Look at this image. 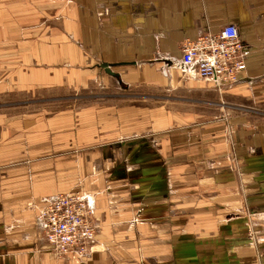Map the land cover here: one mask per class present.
Segmentation results:
<instances>
[{"label": "crops", "instance_id": "0c3cea01", "mask_svg": "<svg viewBox=\"0 0 264 264\" xmlns=\"http://www.w3.org/2000/svg\"><path fill=\"white\" fill-rule=\"evenodd\" d=\"M231 24L239 81L183 80L184 41ZM116 85L191 99L23 111ZM78 191L95 241L60 258L39 210ZM0 264H264V0H0Z\"/></svg>", "mask_w": 264, "mask_h": 264}, {"label": "built area", "instance_id": "2783aa9c", "mask_svg": "<svg viewBox=\"0 0 264 264\" xmlns=\"http://www.w3.org/2000/svg\"><path fill=\"white\" fill-rule=\"evenodd\" d=\"M240 30L227 25L218 33L184 41L181 71L193 79L215 83L223 89L237 83L247 65ZM82 192L60 194L44 204L39 217L53 252L60 258L82 260L89 254L96 236V225Z\"/></svg>", "mask_w": 264, "mask_h": 264}, {"label": "rangeland", "instance_id": "374dc122", "mask_svg": "<svg viewBox=\"0 0 264 264\" xmlns=\"http://www.w3.org/2000/svg\"><path fill=\"white\" fill-rule=\"evenodd\" d=\"M181 74V73H180ZM181 77H183V80H194L193 78H190L189 76L185 74H181ZM184 85V84H183ZM186 85V84H185ZM185 87V86H184ZM102 91V90H101ZM171 91H174L172 89L167 91V94L161 93L155 90L147 91L145 90L144 93L145 95H148L149 98L147 99H142L143 96H139L138 98L134 95L140 94L144 95L142 90L139 92L134 91V92H126L121 90L117 85L115 88L111 87L109 90H104L103 92L107 95L108 97L105 96L103 99H100V96L102 95L103 92H100L98 90L96 95H100L94 99H91L89 97H84V93H80L75 89H71L70 92H61V91H55L54 93H41L38 99H31V100H24V102H27V104H24L23 106V111L25 112H34L39 110L40 113V119H46L49 118L52 113L58 112L62 109L64 110H70L74 114L75 121L78 119V113L80 110H82L85 106L89 104H93L97 102V104H104L107 106H120V105H127L130 103L131 105H142V104H147L150 103L151 106H158L159 104H166V107L168 108H174L176 107L175 103L180 102L179 99L175 100L176 98H184V99H191V96L179 94L177 97L175 95L170 94ZM186 91V90H184ZM100 92V93H99ZM132 94V95H131ZM94 95V94H92ZM131 95V96H130ZM167 96L168 99H164V97ZM147 97V96H145ZM99 98V100H98ZM172 98V99H170ZM98 100V101H97ZM31 101V102H30ZM30 102V103H28ZM183 104H189L190 102L188 101H183ZM81 192V191H80Z\"/></svg>", "mask_w": 264, "mask_h": 264}, {"label": "water", "instance_id": "95a60500", "mask_svg": "<svg viewBox=\"0 0 264 264\" xmlns=\"http://www.w3.org/2000/svg\"><path fill=\"white\" fill-rule=\"evenodd\" d=\"M108 73L114 77L115 79H117V81L119 82L120 86L123 88V89H126V85L122 82V79L120 77L119 74L117 73H113L112 71H108Z\"/></svg>", "mask_w": 264, "mask_h": 264}]
</instances>
